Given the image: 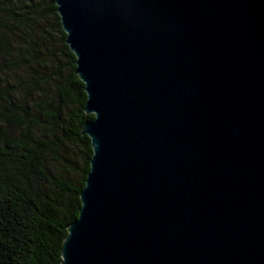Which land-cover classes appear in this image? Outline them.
I'll list each match as a JSON object with an SVG mask.
<instances>
[{
  "label": "water",
  "instance_id": "95a60500",
  "mask_svg": "<svg viewBox=\"0 0 264 264\" xmlns=\"http://www.w3.org/2000/svg\"><path fill=\"white\" fill-rule=\"evenodd\" d=\"M93 154L61 264H264V0H56Z\"/></svg>",
  "mask_w": 264,
  "mask_h": 264
},
{
  "label": "trees",
  "instance_id": "16d2710c",
  "mask_svg": "<svg viewBox=\"0 0 264 264\" xmlns=\"http://www.w3.org/2000/svg\"><path fill=\"white\" fill-rule=\"evenodd\" d=\"M57 7L0 0V264H61L90 169L82 127L94 114L85 111V84ZM68 143L85 153L77 183L47 163Z\"/></svg>",
  "mask_w": 264,
  "mask_h": 264
},
{
  "label": "rangeland",
  "instance_id": "374dc122",
  "mask_svg": "<svg viewBox=\"0 0 264 264\" xmlns=\"http://www.w3.org/2000/svg\"><path fill=\"white\" fill-rule=\"evenodd\" d=\"M58 154H60V160H56L50 154L47 161L48 167L62 180L77 183L83 173L85 153L77 146L68 143L60 149Z\"/></svg>",
  "mask_w": 264,
  "mask_h": 264
}]
</instances>
